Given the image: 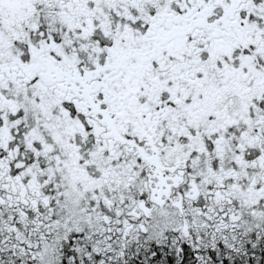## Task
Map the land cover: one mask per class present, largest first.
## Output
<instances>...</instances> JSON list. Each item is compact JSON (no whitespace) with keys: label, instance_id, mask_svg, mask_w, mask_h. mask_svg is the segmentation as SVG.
Returning a JSON list of instances; mask_svg holds the SVG:
<instances>
[{"label":"snow or ice","instance_id":"obj_1","mask_svg":"<svg viewBox=\"0 0 264 264\" xmlns=\"http://www.w3.org/2000/svg\"><path fill=\"white\" fill-rule=\"evenodd\" d=\"M0 264H264V0H0Z\"/></svg>","mask_w":264,"mask_h":264}]
</instances>
